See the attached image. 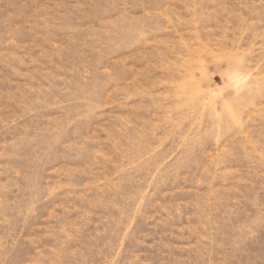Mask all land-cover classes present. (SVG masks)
Wrapping results in <instances>:
<instances>
[{"label":"rangeland","instance_id":"1","mask_svg":"<svg viewBox=\"0 0 264 264\" xmlns=\"http://www.w3.org/2000/svg\"><path fill=\"white\" fill-rule=\"evenodd\" d=\"M0 264H264V0H0Z\"/></svg>","mask_w":264,"mask_h":264}]
</instances>
